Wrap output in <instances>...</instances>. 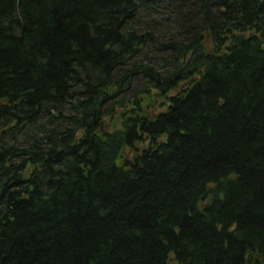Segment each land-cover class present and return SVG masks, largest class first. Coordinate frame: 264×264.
Returning <instances> with one entry per match:
<instances>
[{
    "label": "trees",
    "instance_id": "16d2710c",
    "mask_svg": "<svg viewBox=\"0 0 264 264\" xmlns=\"http://www.w3.org/2000/svg\"><path fill=\"white\" fill-rule=\"evenodd\" d=\"M0 264H264V0H0Z\"/></svg>",
    "mask_w": 264,
    "mask_h": 264
}]
</instances>
